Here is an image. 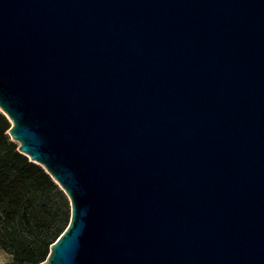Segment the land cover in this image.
I'll list each match as a JSON object with an SVG mask.
<instances>
[{"label": "water", "instance_id": "obj_1", "mask_svg": "<svg viewBox=\"0 0 264 264\" xmlns=\"http://www.w3.org/2000/svg\"><path fill=\"white\" fill-rule=\"evenodd\" d=\"M0 113L68 202L39 264H264V0H0Z\"/></svg>", "mask_w": 264, "mask_h": 264}, {"label": "trees", "instance_id": "obj_2", "mask_svg": "<svg viewBox=\"0 0 264 264\" xmlns=\"http://www.w3.org/2000/svg\"><path fill=\"white\" fill-rule=\"evenodd\" d=\"M0 113V253L5 264H39L68 223V202L50 177L16 151Z\"/></svg>", "mask_w": 264, "mask_h": 264}, {"label": "rangeland", "instance_id": "obj_3", "mask_svg": "<svg viewBox=\"0 0 264 264\" xmlns=\"http://www.w3.org/2000/svg\"><path fill=\"white\" fill-rule=\"evenodd\" d=\"M6 258L0 253V264H5Z\"/></svg>", "mask_w": 264, "mask_h": 264}]
</instances>
